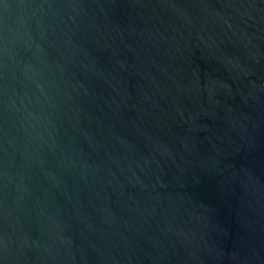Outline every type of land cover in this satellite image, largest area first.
Returning a JSON list of instances; mask_svg holds the SVG:
<instances>
[{
	"label": "water",
	"instance_id": "water-1",
	"mask_svg": "<svg viewBox=\"0 0 264 264\" xmlns=\"http://www.w3.org/2000/svg\"><path fill=\"white\" fill-rule=\"evenodd\" d=\"M0 264H264V0H0Z\"/></svg>",
	"mask_w": 264,
	"mask_h": 264
}]
</instances>
